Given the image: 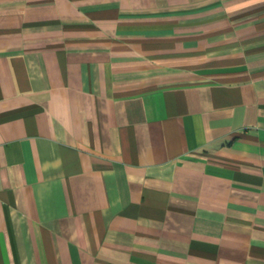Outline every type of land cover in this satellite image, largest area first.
Instances as JSON below:
<instances>
[{"label": "crops", "instance_id": "0c3cea01", "mask_svg": "<svg viewBox=\"0 0 264 264\" xmlns=\"http://www.w3.org/2000/svg\"><path fill=\"white\" fill-rule=\"evenodd\" d=\"M0 264H264V0H0Z\"/></svg>", "mask_w": 264, "mask_h": 264}]
</instances>
